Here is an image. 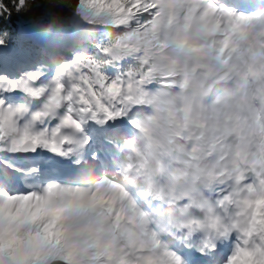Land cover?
<instances>
[{"label": "clouds", "instance_id": "1", "mask_svg": "<svg viewBox=\"0 0 264 264\" xmlns=\"http://www.w3.org/2000/svg\"><path fill=\"white\" fill-rule=\"evenodd\" d=\"M74 2L33 0L36 44L110 47L102 66L135 114L104 163L89 143L54 155L67 174L11 164L0 264H176L177 248L215 259L228 242L219 264H264V0H130L104 30L74 20ZM12 148L0 141V160L37 154Z\"/></svg>", "mask_w": 264, "mask_h": 264}, {"label": "snow or ice", "instance_id": "2", "mask_svg": "<svg viewBox=\"0 0 264 264\" xmlns=\"http://www.w3.org/2000/svg\"><path fill=\"white\" fill-rule=\"evenodd\" d=\"M122 7L130 8V0H75L72 5L74 20L90 25H97L108 13L119 14ZM39 14L33 0H11L10 4L0 0V17H9L4 22H25L27 30L36 34ZM97 26L101 30L111 27L104 23ZM8 40L9 33L0 32V48L7 47ZM109 52L111 48L101 44L89 55L80 45L61 57L54 48L36 45L15 67L0 61V141H12L11 153L17 146L28 144L37 153L79 160L86 145L93 144L98 136L95 129L105 130L107 144L123 127H131L133 104L123 93L120 81L102 66ZM87 151L99 153L101 163L106 162L107 149L103 153L90 148ZM9 167L8 157L0 160V180H8ZM220 247L224 259L232 255L231 242ZM175 252L176 264H191L185 251L177 248Z\"/></svg>", "mask_w": 264, "mask_h": 264}, {"label": "trees", "instance_id": "3", "mask_svg": "<svg viewBox=\"0 0 264 264\" xmlns=\"http://www.w3.org/2000/svg\"><path fill=\"white\" fill-rule=\"evenodd\" d=\"M10 4L11 0H6ZM16 18L13 13V19ZM7 31L9 33L8 46L15 50L16 62H20L21 58H25L26 54L36 47L37 34L27 30L25 22L12 24L4 22V18L0 17V32ZM5 48H0L5 49Z\"/></svg>", "mask_w": 264, "mask_h": 264}, {"label": "bare ground", "instance_id": "4", "mask_svg": "<svg viewBox=\"0 0 264 264\" xmlns=\"http://www.w3.org/2000/svg\"><path fill=\"white\" fill-rule=\"evenodd\" d=\"M51 156H53L51 153L41 151V152H38L36 156L31 157V158H28V159H31V160L39 159V160L41 161V163L43 164V167H44V164H45L47 161H49V157H51ZM28 159H27V160H28ZM8 160H9V163H11V164H13L14 162H19L18 160H16V157H11V156L8 157ZM195 242H196V241H195V239H194L193 243H195ZM181 249L184 250L183 247H181ZM192 250H193V252L195 253V255H197V256H201L199 253H197V252L195 251V248H193ZM218 252H219V257H218V258L221 259V258H222V255H223V254H222L223 251L221 250V247L219 248Z\"/></svg>", "mask_w": 264, "mask_h": 264}, {"label": "rangeland", "instance_id": "5", "mask_svg": "<svg viewBox=\"0 0 264 264\" xmlns=\"http://www.w3.org/2000/svg\"><path fill=\"white\" fill-rule=\"evenodd\" d=\"M8 54V58L7 59H4L2 60V62L6 65V66H9V67H15L17 64L14 63V53H13V50L12 49H9V51H7V49H1L0 50V57L2 58H5ZM96 133L98 134L97 137H100V136H103V133H104V129H95ZM94 138L93 140V143L95 141H102L98 138ZM103 140H104V136H103Z\"/></svg>", "mask_w": 264, "mask_h": 264}]
</instances>
